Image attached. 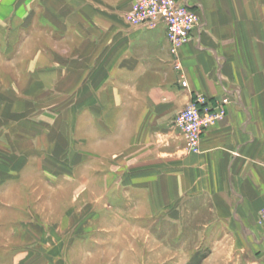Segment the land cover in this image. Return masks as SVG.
<instances>
[{
  "label": "crops",
  "instance_id": "crops-1",
  "mask_svg": "<svg viewBox=\"0 0 264 264\" xmlns=\"http://www.w3.org/2000/svg\"><path fill=\"white\" fill-rule=\"evenodd\" d=\"M132 1L0 0L1 109L29 143L42 137L32 124L49 119L31 123L30 103L55 97L50 143L79 165L62 191L106 192L103 209L112 192L133 193L135 223L199 207L205 238L220 241L201 264H264V0H181L203 25L176 56L164 25L125 23ZM224 93L226 115L199 152L186 150L174 116L197 95Z\"/></svg>",
  "mask_w": 264,
  "mask_h": 264
},
{
  "label": "rangeland",
  "instance_id": "rangeland-1",
  "mask_svg": "<svg viewBox=\"0 0 264 264\" xmlns=\"http://www.w3.org/2000/svg\"><path fill=\"white\" fill-rule=\"evenodd\" d=\"M54 98L46 97L43 103L37 100L40 105L30 103L31 123H36L38 113L49 119L32 124L41 126L42 137L38 140L30 137L29 143L24 141L23 121L10 120L8 112L0 106V264H201L207 261L211 248L220 241L213 239L212 234L205 238L207 218L199 214V207L180 208L176 218L164 214L135 223L127 218L129 211H134L130 207L133 193L112 192L111 209H103L107 204L106 192L96 191L92 195L86 191L61 190L78 178L77 172L72 177L69 175L72 166L79 165L64 157L58 159L64 152L60 147L66 146L55 139L50 143ZM46 169L50 176H34ZM64 171L67 176L61 174ZM93 199L96 208L92 206Z\"/></svg>",
  "mask_w": 264,
  "mask_h": 264
},
{
  "label": "built area",
  "instance_id": "built-area-1",
  "mask_svg": "<svg viewBox=\"0 0 264 264\" xmlns=\"http://www.w3.org/2000/svg\"><path fill=\"white\" fill-rule=\"evenodd\" d=\"M123 18L133 28L164 25L170 52L174 56L177 48L188 42L203 25L200 13L181 0H133ZM174 66L179 67L177 60ZM180 84L182 87L187 85L183 77ZM229 103L230 97L225 93L213 101L197 95L176 113L172 125L182 136L186 150L200 151L203 132L224 118ZM257 223L264 230V206L258 212Z\"/></svg>",
  "mask_w": 264,
  "mask_h": 264
}]
</instances>
